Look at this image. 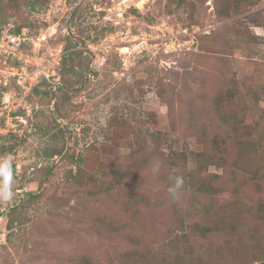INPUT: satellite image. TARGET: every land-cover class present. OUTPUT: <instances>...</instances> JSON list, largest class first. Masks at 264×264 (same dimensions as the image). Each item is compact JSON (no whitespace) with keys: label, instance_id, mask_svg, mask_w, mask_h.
Returning a JSON list of instances; mask_svg holds the SVG:
<instances>
[{"label":"rangeland","instance_id":"1","mask_svg":"<svg viewBox=\"0 0 264 264\" xmlns=\"http://www.w3.org/2000/svg\"><path fill=\"white\" fill-rule=\"evenodd\" d=\"M0 25L46 33L44 57L63 51L19 116L23 137L0 139V264H111L137 245L173 255L187 247L170 245L183 232L213 264L259 262L250 257L264 247V145L246 163L254 177L232 183L224 168L195 172L193 159L224 133L207 109L217 94L247 105L238 115L261 138L264 94L253 104L248 92L264 85V0H0ZM208 173L213 195L190 184ZM207 202L226 231L204 239L191 226L207 220Z\"/></svg>","mask_w":264,"mask_h":264},{"label":"trees","instance_id":"2","mask_svg":"<svg viewBox=\"0 0 264 264\" xmlns=\"http://www.w3.org/2000/svg\"><path fill=\"white\" fill-rule=\"evenodd\" d=\"M248 3L251 4L252 1H249ZM14 30L16 32L36 34L31 31H25V29H22L21 26L16 27ZM45 80L47 79L43 78L39 84L33 87L29 101L33 95H35V93L39 92L41 83ZM1 86L2 85H0V87ZM248 94L252 95V103L257 104L262 97L261 94H264V85H259L255 89H249ZM225 100L229 102L232 101V108L223 111L222 108L224 107ZM235 101L234 98H231V100L227 98L225 94L214 95L213 100L211 103H209V107L207 109L213 110L214 114L217 115L218 120L224 128V133L214 135L210 146L203 151L197 152L193 159L196 163L195 172L201 174L203 172H208L210 166L224 168V170L228 172L227 179L230 183L235 181V178L238 176V172L246 173V177H254L251 171H248L249 169H247L246 163L251 156H255V154L257 155V153L251 152H256V150L260 149L261 145H264V129L260 133L261 138L254 139L253 137H250L251 126L243 123L240 119V116L238 115L239 112L247 111L248 106L246 105L244 107L242 102ZM21 114L23 113L18 115L17 121ZM206 127L207 125H204V128ZM8 136L21 138L23 137V134L14 132L4 135L0 134V139L6 138ZM246 136L250 138L246 139ZM229 138L234 140V145L230 146L231 144L228 140ZM4 146L5 145H2L1 150H3ZM79 176L80 174L78 171L74 173L73 178L77 181H80L81 179ZM114 176L115 181L118 183L124 182V180L127 178V176L120 175L117 171H114ZM216 177V173H208L206 176H199L197 183L192 182L190 184L193 187L195 186L196 189L201 193L213 195L219 190L213 182ZM126 182L128 186H135L138 184V181L136 178H134V176L128 177ZM233 192L235 195H239L238 189H234ZM39 196L40 193H29L30 199H35ZM212 207L213 205L210 202L202 204V210L206 212L205 217H207V220H204L203 222H195L191 226V230L197 232L200 238L207 239L209 236H211V234L226 231L225 226L221 223L222 220L216 219L214 217L216 214L210 213ZM15 222L16 220L14 218H10L8 222V228L12 229L15 225ZM231 230L233 232L234 229ZM178 234L181 235H179L177 238H173L170 241V245L175 246L174 244L177 241H184V243L187 244L185 251L171 255L169 253L163 252L162 250H156L152 247H140L141 245H137L131 250L124 251V253H122L118 259L113 261L111 264H213L214 261L216 262L213 251H211V254L207 252L204 254H199V252L196 253L195 249H193L191 246L188 235L185 232ZM131 240L135 241L136 244H139V242L134 238ZM226 244L227 243H224L221 246ZM241 248H243V243H241ZM254 248L256 251H251L253 256L250 258L252 259L254 257L256 260H258L259 262L257 264H264V247L260 246L259 244H255ZM217 255L219 256V251ZM228 259H230V257ZM246 261H248V259H246ZM222 263L223 257L220 264ZM78 264H95V262L91 256L85 255L81 257V260Z\"/></svg>","mask_w":264,"mask_h":264},{"label":"built area","instance_id":"3","mask_svg":"<svg viewBox=\"0 0 264 264\" xmlns=\"http://www.w3.org/2000/svg\"><path fill=\"white\" fill-rule=\"evenodd\" d=\"M13 25H0V134L21 133L17 118L20 113L30 114L29 98L32 89L43 78L57 74L63 55L44 57L41 44L47 34L16 32ZM19 166V165H18Z\"/></svg>","mask_w":264,"mask_h":264},{"label":"clouds","instance_id":"4","mask_svg":"<svg viewBox=\"0 0 264 264\" xmlns=\"http://www.w3.org/2000/svg\"><path fill=\"white\" fill-rule=\"evenodd\" d=\"M155 171H157V172L159 171V167L158 166L155 169ZM183 184H184L183 178L182 177H176L173 186L168 188V193L171 196L173 201H176L179 198V192L182 189ZM5 197L6 198H10L11 197V192L9 191V192L5 193Z\"/></svg>","mask_w":264,"mask_h":264},{"label":"water","instance_id":"5","mask_svg":"<svg viewBox=\"0 0 264 264\" xmlns=\"http://www.w3.org/2000/svg\"><path fill=\"white\" fill-rule=\"evenodd\" d=\"M78 8H79V5H77V6L74 8V10L72 11V13H71V15H70V18H69V20H68V31H69V33H70L71 35H72L73 33H72V31H71L70 22H71V19L74 17V15H75V13H76V11H77ZM78 41L80 42V44H82L83 46H85L84 41H82V40H80V39H78Z\"/></svg>","mask_w":264,"mask_h":264},{"label":"flooded vegetation","instance_id":"6","mask_svg":"<svg viewBox=\"0 0 264 264\" xmlns=\"http://www.w3.org/2000/svg\"><path fill=\"white\" fill-rule=\"evenodd\" d=\"M76 13H77V11H76ZM76 13H75V15H76ZM75 15H74V17H75ZM74 17L71 19V21L74 19Z\"/></svg>","mask_w":264,"mask_h":264}]
</instances>
